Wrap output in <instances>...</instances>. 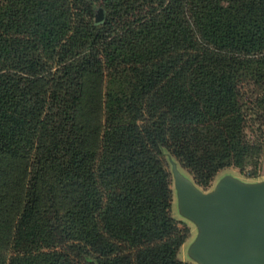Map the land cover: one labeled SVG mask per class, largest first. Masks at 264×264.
<instances>
[{"label": "trees", "instance_id": "obj_1", "mask_svg": "<svg viewBox=\"0 0 264 264\" xmlns=\"http://www.w3.org/2000/svg\"><path fill=\"white\" fill-rule=\"evenodd\" d=\"M263 147L264 0H0V264H193L167 156Z\"/></svg>", "mask_w": 264, "mask_h": 264}, {"label": "water", "instance_id": "obj_2", "mask_svg": "<svg viewBox=\"0 0 264 264\" xmlns=\"http://www.w3.org/2000/svg\"><path fill=\"white\" fill-rule=\"evenodd\" d=\"M102 16L100 10L96 20ZM169 160L181 212L199 232L192 262L264 264V180L246 182L225 174L212 190L203 192Z\"/></svg>", "mask_w": 264, "mask_h": 264}, {"label": "rangeland", "instance_id": "obj_3", "mask_svg": "<svg viewBox=\"0 0 264 264\" xmlns=\"http://www.w3.org/2000/svg\"><path fill=\"white\" fill-rule=\"evenodd\" d=\"M169 158H171V159H173V158L169 155L167 156L168 164H169L168 167H169V170L171 173V180H172L171 181V188H172L171 215L174 218H176L177 220L184 222L190 229V235H189L188 239L184 242V244L180 247V250L178 252V257L181 258L182 260L192 262V260H195L192 256V253L194 252V249L196 248L197 244L199 243L198 242L199 238H200V237L198 238L199 232H198V228L196 227L194 221L190 220L189 218H186L184 213L181 212V209H180L181 203L178 201V195L176 193V189H175V185H174V180H175L174 179V173H173L172 165L170 163ZM176 164H177L176 169L182 175V177L190 180L196 186L197 189H199L200 191H203V192H207V191L212 190L213 187L215 186L217 180L221 176H223L225 174H232L234 172V170H238L235 167L226 168L223 171H221V173H218L214 177V179L212 180V182L210 183V185L208 187H202V186L196 184L192 175L187 170L180 167V165L177 163V161H176ZM242 177H243V175H242ZM193 264H199V263L195 262Z\"/></svg>", "mask_w": 264, "mask_h": 264}, {"label": "crops", "instance_id": "obj_4", "mask_svg": "<svg viewBox=\"0 0 264 264\" xmlns=\"http://www.w3.org/2000/svg\"><path fill=\"white\" fill-rule=\"evenodd\" d=\"M218 173H221V171ZM231 175H233V176H235V177H237L243 181H246V182L263 181L264 180V147H263V151H262L260 169H259L258 175L256 177H254V178H249V177H245V176L242 177L241 173H239L238 170H234V172Z\"/></svg>", "mask_w": 264, "mask_h": 264}]
</instances>
